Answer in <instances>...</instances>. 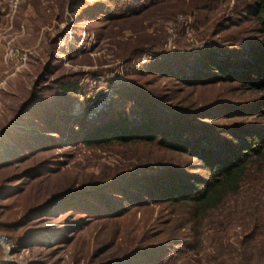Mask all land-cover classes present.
Masks as SVG:
<instances>
[{
  "label": "rangeland",
  "instance_id": "374dc122",
  "mask_svg": "<svg viewBox=\"0 0 264 264\" xmlns=\"http://www.w3.org/2000/svg\"><path fill=\"white\" fill-rule=\"evenodd\" d=\"M148 1L103 0L84 16L69 10V0H22L14 10L0 0V231L17 243L13 252L0 249V264H118L141 238L148 244L167 237L153 235L158 221L160 227L169 226L170 236L179 242L178 250L168 252L159 264H264V175L203 219L194 235L199 236L198 245L191 232L195 224L187 221L183 205L175 214L166 205L134 206L109 218L46 206L60 194L142 164L152 169L193 161L164 152L157 155L165 161L151 165L148 145L70 142L71 132L79 131L73 121L95 117L89 114L91 100L102 102L109 88L130 85L137 78L135 70L161 59L157 54L181 47L193 61L198 48L223 43L221 37L227 35L239 38L249 54L261 40V26L250 14L258 0H162L151 6ZM108 11L118 18L107 19ZM141 46H150L154 54L141 52ZM167 81L157 83L156 90ZM70 82L77 84L75 95L60 90ZM179 97L194 108L218 104V113L228 107L244 113L264 99V89L218 80L184 86ZM53 107L66 110L61 112L66 113V130L61 137L55 135V142H44L42 137L53 134L32 113ZM235 114L220 119V125L264 121L263 116ZM38 135L43 146L31 139L32 147L22 142ZM38 165L40 175L26 174Z\"/></svg>",
  "mask_w": 264,
  "mask_h": 264
},
{
  "label": "trees",
  "instance_id": "16d2710c",
  "mask_svg": "<svg viewBox=\"0 0 264 264\" xmlns=\"http://www.w3.org/2000/svg\"><path fill=\"white\" fill-rule=\"evenodd\" d=\"M148 3L150 6L161 4L162 0H149ZM102 4L103 0L93 3L69 0L68 8L87 16L90 9ZM91 14L96 16L94 12ZM250 14L261 26L262 33L261 40L251 46L249 54L248 49L239 45V38L229 35L221 37V41L229 46L216 41L200 47L193 61L187 59L188 53L181 47L173 52L157 54L161 59L135 70L137 78L132 79L130 85L115 91L109 88L112 99L106 109L93 118L74 120L79 131L71 132L69 136L70 142L79 139L87 146L148 145L154 159L149 161L151 165L163 163L164 156L157 154L164 152L186 155L193 161L177 167L152 169L148 168L153 165L146 168L142 164L90 187L60 194L58 198L49 200L46 206L50 209L55 207V210L67 208L90 218H109L123 215L134 206L166 205L172 207L175 214L177 206L183 205L187 221L195 224L191 232L193 241L198 245L199 236L194 235L203 219L227 199L238 195L243 187L256 183L264 175V121L242 120L220 125L219 120L237 117L235 113L241 114L239 117H264V99L244 113L230 107L226 112L218 113V104L194 108L190 103H183L185 99L179 95L184 86L218 80L238 81L250 88L264 89V0H258ZM106 16L107 19L118 18L110 11ZM235 46L240 49L237 53L232 49ZM140 50L154 54L150 46H141ZM163 79L168 81L157 91V83ZM59 87L64 94L70 95H75L78 88L73 82ZM63 110L66 111L62 107H53L46 112L32 113L44 120L43 129L49 128L53 134L44 135V142H55L56 134L58 137L64 135L67 117L66 113H61ZM38 136L21 139L31 147L34 143L32 145L29 139L37 147L43 146ZM11 138L17 140V136ZM41 169L42 166L38 165L27 170L26 174L35 177L40 175ZM160 222L153 226V235L168 234L167 237L148 244L142 243L146 237L141 238L140 243L125 254L118 264H159L168 252L175 253L179 242L174 234L170 236V227H160ZM184 242L189 243L188 239H184Z\"/></svg>",
  "mask_w": 264,
  "mask_h": 264
},
{
  "label": "built area",
  "instance_id": "2783aa9c",
  "mask_svg": "<svg viewBox=\"0 0 264 264\" xmlns=\"http://www.w3.org/2000/svg\"><path fill=\"white\" fill-rule=\"evenodd\" d=\"M21 2L22 0H7V7L9 10H14L20 5ZM107 91L108 96L102 102L96 103V100H91V110H89V114H91V116H96L97 112L102 109H106L108 106L109 102L111 101V93L109 90ZM0 246L5 250V252L10 253L15 250L17 243L0 231Z\"/></svg>",
  "mask_w": 264,
  "mask_h": 264
}]
</instances>
